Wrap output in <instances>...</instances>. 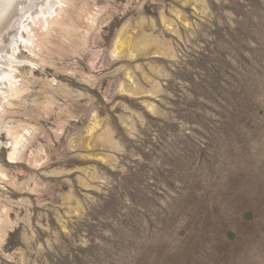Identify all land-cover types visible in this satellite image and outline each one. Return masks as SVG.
<instances>
[{
  "label": "rangeland",
  "instance_id": "1",
  "mask_svg": "<svg viewBox=\"0 0 264 264\" xmlns=\"http://www.w3.org/2000/svg\"><path fill=\"white\" fill-rule=\"evenodd\" d=\"M22 3L0 264H264V0Z\"/></svg>",
  "mask_w": 264,
  "mask_h": 264
},
{
  "label": "bare ground",
  "instance_id": "2",
  "mask_svg": "<svg viewBox=\"0 0 264 264\" xmlns=\"http://www.w3.org/2000/svg\"><path fill=\"white\" fill-rule=\"evenodd\" d=\"M22 2H25V0H0V35L2 33L1 30L9 26L10 20L20 13L19 11L21 9V5L23 4ZM5 42L6 41L4 39L0 40V54L2 56L0 57L1 59L4 58ZM1 76H4V74H2ZM22 141L23 138H20L19 142L15 143L12 153L9 155L10 161L15 159L16 153L18 152L17 147L21 145Z\"/></svg>",
  "mask_w": 264,
  "mask_h": 264
}]
</instances>
